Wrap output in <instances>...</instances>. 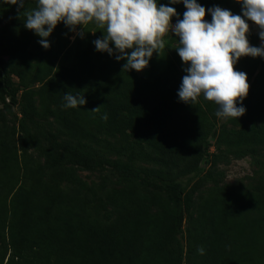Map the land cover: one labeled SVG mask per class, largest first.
Instances as JSON below:
<instances>
[{
    "label": "trees",
    "instance_id": "obj_1",
    "mask_svg": "<svg viewBox=\"0 0 264 264\" xmlns=\"http://www.w3.org/2000/svg\"><path fill=\"white\" fill-rule=\"evenodd\" d=\"M197 2L206 8L209 22L207 9L214 6L242 16L239 0ZM159 3L174 7L183 19V3ZM37 5L38 0H25L24 7L34 10ZM19 8L11 0L0 4V22L9 18L3 33L18 31L19 17L13 15ZM72 35L60 23L48 49L39 42L31 47L22 43L23 55L8 61L0 49V103L7 110L17 103L19 92L12 77L22 84L18 130L0 124V264H264V153L254 160L262 195L215 191L194 216L189 212L198 188L212 179L203 171L211 138L217 148H239L237 158L255 157V147L264 146V58L242 57L234 66L248 76L246 112L222 121L214 102L179 100L186 75L175 49L179 41L165 43L146 75L138 76L133 70L124 72L126 61L98 52L92 38L70 41ZM247 38L250 45L261 46L258 34ZM29 79L40 86H28ZM68 93L84 95L87 104L65 108ZM105 113L107 121L101 119ZM40 117L57 121L73 145L43 132ZM17 132L23 140H16ZM116 135L134 143L102 138ZM95 147L126 162L109 160ZM30 148L84 198L51 189ZM140 162L159 167H136ZM101 169L137 188L108 189L104 181L77 175L78 170ZM157 188L161 190L155 192Z\"/></svg>",
    "mask_w": 264,
    "mask_h": 264
},
{
    "label": "clouds",
    "instance_id": "obj_2",
    "mask_svg": "<svg viewBox=\"0 0 264 264\" xmlns=\"http://www.w3.org/2000/svg\"><path fill=\"white\" fill-rule=\"evenodd\" d=\"M11 2L20 8L25 6V0ZM239 2L242 16L214 6L207 9L209 22L205 19L206 8L197 0H170L171 5L183 3V19L174 7L159 0H38L37 7L26 13L24 27L41 38L39 43L44 49L50 48L49 37L60 23L80 38L88 33L87 25L104 29L94 46L117 62L126 61L124 72L146 69L153 55L165 48L164 37L171 32L178 38L179 47L175 49L186 65L177 92L179 100L192 104L203 97L218 106V118L239 119L246 112L242 105L250 85L247 74L234 66L242 57L264 58V0ZM4 3L6 0H0ZM174 17L177 22L173 24ZM246 21L259 27L261 46L250 45ZM64 101V107L70 109L87 104L84 95L72 93L64 95ZM101 119L107 121L108 115L105 113ZM197 251L204 254L203 248Z\"/></svg>",
    "mask_w": 264,
    "mask_h": 264
},
{
    "label": "rangeland",
    "instance_id": "obj_3",
    "mask_svg": "<svg viewBox=\"0 0 264 264\" xmlns=\"http://www.w3.org/2000/svg\"><path fill=\"white\" fill-rule=\"evenodd\" d=\"M16 12L13 15V18L16 16L19 17L18 21H20V27L17 29L18 31L15 34H6L3 33L2 29L5 26V23L8 21V17L5 18L0 22V49L2 50L1 58L4 61H8L9 59L13 58L14 55H16L17 58H20L23 55L22 52V43H28L29 46H36L39 42V38L33 31L27 30L24 27V24L26 23V13L32 11V9H28L26 7L19 8L15 10ZM176 22V19L173 18L172 23L174 24ZM79 31V29L77 30ZM86 33L83 38H80L76 33H73L72 37L70 38V41H73L74 39H79L83 41H88L91 38L93 40L99 39L103 37V31L100 28L97 27H90L88 28L85 26ZM260 31L259 27L256 26L254 28H249V33L256 34ZM165 43H168L172 41V43L175 45L178 41V38H176L174 35L171 34V32L168 33L164 37ZM180 68H185L186 65L183 63L179 66ZM138 76H145L146 70L144 69L141 72H137L133 70ZM31 78V77H30ZM15 87L19 89V92L16 95L17 103L15 105H12L9 110H7L3 105L0 103V124H4L7 126L8 129L15 128V130H18V123L20 120V108L22 105L21 100V90H22V84L20 81L13 76L12 77ZM28 86L34 87L35 89L40 86L38 83H32V80H27ZM225 119H222L224 121ZM38 123L43 127V132L50 133L55 135V137L58 138V142H61L62 144L66 145H73L72 138L68 136L65 131L62 129L60 124L51 119L46 117H40L38 118ZM37 137L41 138L40 134H36ZM20 137L23 140V135L19 132L16 133V140ZM106 141L118 144L120 141H128L130 143H134L133 139L126 136H102ZM210 143V149L209 153L210 155L204 159L203 162V171L205 174L211 173L212 179L208 180L207 182H203L202 185L198 188L196 191L192 207L190 208V214L194 216L197 211L198 207L201 203H203L204 200L208 199L215 191H243V192H256L258 193V182H259V171L255 167L254 160H258L259 157L262 158V154L264 153V146H256L255 147V157L252 156H243L240 158H237L236 152L240 151L239 148H232V147H226L221 146L220 148H217L214 145V141L211 138L209 140ZM44 146L47 147L46 143H43ZM99 152H101L107 159L109 160H118L120 162H126V159L124 157H120L114 153H111L108 150H105L103 148H96ZM148 151H150L149 147H146ZM29 152L33 154L34 158L39 164V168L42 171L44 175V182L53 190L60 191L63 194L69 193L70 195L77 196L79 198H84L83 193H77V190L75 187L69 184V182L62 178L60 171L50 170L44 166V161L41 157H39L32 148H30ZM136 167L141 168H158L159 166L154 165L152 163H136ZM77 175L84 179V180H93L95 182L104 181L108 187V189H115L119 190L122 188H137L136 185H134L132 182L126 181L123 178L119 177L116 173H114L110 169H101L97 171L87 172V171H77ZM217 185V188L214 190V186ZM152 187L149 186V189ZM161 190V189H160ZM158 188L155 190V192L160 191ZM139 191L147 192L149 190H143L140 188ZM262 195L261 193H258ZM188 216V215H187ZM186 216V220L183 224V232L185 233L188 219Z\"/></svg>",
    "mask_w": 264,
    "mask_h": 264
},
{
    "label": "built area",
    "instance_id": "obj_4",
    "mask_svg": "<svg viewBox=\"0 0 264 264\" xmlns=\"http://www.w3.org/2000/svg\"><path fill=\"white\" fill-rule=\"evenodd\" d=\"M257 25H255L254 23H252V24H249V28H254V27H256ZM259 32L260 31H258V35H259ZM260 44H262V41H260Z\"/></svg>",
    "mask_w": 264,
    "mask_h": 264
}]
</instances>
